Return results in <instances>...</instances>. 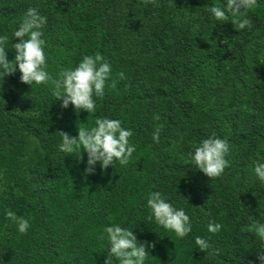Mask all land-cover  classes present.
<instances>
[{
    "label": "trees",
    "instance_id": "1",
    "mask_svg": "<svg viewBox=\"0 0 264 264\" xmlns=\"http://www.w3.org/2000/svg\"><path fill=\"white\" fill-rule=\"evenodd\" d=\"M213 3L226 6V0H0V34L10 44L29 7L47 16L43 38L53 77L85 55H99L117 80L88 114L63 109L47 87L31 89L18 70L4 77L2 264H104V229L112 224L133 227L139 242L154 246L146 264H261L252 218L264 223V182L253 171L264 161V0L249 12L251 29L239 33L231 19L210 17ZM14 57L9 51V61ZM105 117L133 131L136 151L126 165L97 164L87 175L86 153L77 160L75 148L60 152L61 134L76 138L79 127ZM213 135L229 142L230 155L224 174L210 179L191 153ZM153 191L185 209L193 224L188 237L149 219ZM9 210L29 220L26 234L7 219ZM210 221L222 225L219 233L207 231ZM196 236L210 241L208 253L196 249Z\"/></svg>",
    "mask_w": 264,
    "mask_h": 264
},
{
    "label": "clouds",
    "instance_id": "2",
    "mask_svg": "<svg viewBox=\"0 0 264 264\" xmlns=\"http://www.w3.org/2000/svg\"><path fill=\"white\" fill-rule=\"evenodd\" d=\"M255 2L256 0H226V6L213 3V6L207 7V11L210 17L218 22L231 19L239 33L251 29L249 12ZM46 25L47 16L42 15L37 8L29 7L12 33L11 44L9 35L0 34V86L5 76L18 70L22 83L29 85L31 89L32 85L47 87L56 97L55 100L62 101L63 109L72 106L77 112L95 113L97 98L105 95L106 88L114 89L117 84L112 75L111 64L103 61L99 55H85L75 68L66 69L57 77H53L48 71L46 41L43 38ZM14 40L19 42L13 44ZM9 51L15 52L11 61L8 59ZM118 75L120 80L125 78L124 73ZM61 135L63 139L59 144L60 152L72 153L75 148L80 153L77 160H82V154L86 153L87 175L95 172L97 164L101 169L113 167L117 162L126 165L136 151L135 145L130 142L134 133L130 128L122 126L120 119L98 118L94 127L89 128L86 124L79 127L76 138L68 134ZM152 139L157 144L160 142L159 128L153 133ZM229 155V142L213 135L194 148L191 159L195 168L208 178L214 179L221 177L229 167ZM253 171L255 178L264 182V161L257 160ZM147 208L149 219L154 220L163 229L173 232L176 237L184 239L193 232L191 217L183 207L177 206L164 193H149ZM5 215L15 224L18 233L26 234L29 231L31 225L28 219L11 210ZM252 220L255 234L260 241L259 247L264 249V223H255V219ZM206 228L209 233L216 234L221 231L222 225L210 221ZM104 233L108 245L104 264H113V258L118 264H146L148 257L152 256L149 249L154 246L139 242L133 233V227L129 229L120 224H112L104 229ZM194 244L196 249L206 253L212 247L210 241L201 236L195 237ZM258 258L261 264H264V252L258 254Z\"/></svg>",
    "mask_w": 264,
    "mask_h": 264
}]
</instances>
